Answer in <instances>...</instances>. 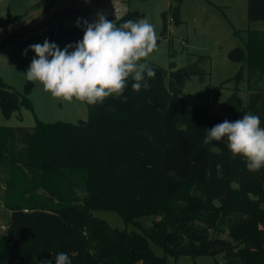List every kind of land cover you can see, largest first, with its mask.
<instances>
[{
  "label": "trees",
  "instance_id": "1",
  "mask_svg": "<svg viewBox=\"0 0 264 264\" xmlns=\"http://www.w3.org/2000/svg\"><path fill=\"white\" fill-rule=\"evenodd\" d=\"M173 1L170 20L178 24L181 0ZM246 14L250 21H264V0H247ZM141 15L127 10L114 23L120 26ZM166 31L163 11L160 35ZM44 33L56 44L76 43L84 34L83 25L76 24L47 25ZM18 37L14 30L3 43ZM227 58L241 63L232 76L234 90L220 104L230 118L206 105L187 106L185 81L192 75L203 78L204 70L196 61L180 68L170 61L169 71L149 65L156 76L146 77V90L133 91L129 79L122 95L86 104V118L76 123L0 124L9 210L0 235V264L44 259L55 264L60 252L71 264H175L156 255L149 240L174 258L221 254V264H264V168L249 172L226 140L204 143L206 129L246 113L258 115L264 127V29H250L244 45L231 48ZM245 74L242 104L237 84ZM217 97L218 92L214 102ZM21 106L31 109L30 99L0 77V113L8 118ZM76 189L89 195L78 197ZM96 209L114 210L138 230L112 227L92 214ZM146 215L153 216L149 226L137 220Z\"/></svg>",
  "mask_w": 264,
  "mask_h": 264
},
{
  "label": "rangeland",
  "instance_id": "2",
  "mask_svg": "<svg viewBox=\"0 0 264 264\" xmlns=\"http://www.w3.org/2000/svg\"><path fill=\"white\" fill-rule=\"evenodd\" d=\"M41 0H0V77L14 90L24 93L31 101L32 108L21 106L6 118L0 113V124L5 126H33L36 121L54 122L57 120L76 123L87 115L86 103L74 101L61 103L43 90L38 82L26 79L25 72L35 53L23 51L32 44H43L47 25H75L78 18L93 22L98 12L114 21L127 10H138L154 25L158 35L157 50L147 63L156 64L170 70L169 62L180 68L196 61L204 70L203 78L192 75L183 86V98L187 106L206 105L211 112L230 118L228 112L220 110L232 93L235 81L232 76L241 67L240 62L228 60L227 52L235 46H243L250 29H264V21H250L247 18V0H181L179 5L180 23L170 20L169 5L173 0H57L51 5L44 3L34 6ZM166 12L167 31L160 35L162 12ZM86 14V17H84ZM20 18L8 22L11 16ZM83 25V23H81ZM18 31L14 41L4 42L8 33ZM70 43H59L61 50ZM74 44V43H72ZM168 77V76H167ZM166 77V80H167ZM237 95L242 104L246 103V74L237 84ZM206 91L204 96H198ZM218 92L217 102L213 95ZM7 167L0 165V235L4 232L9 210L5 206ZM264 207V201L261 202ZM92 214L103 219L112 227L138 230L134 225L125 224L114 210L96 209ZM143 226H149L152 215L137 219ZM149 245L158 256H166L175 264H221L222 255L189 256L174 258L164 255L161 247L151 240Z\"/></svg>",
  "mask_w": 264,
  "mask_h": 264
},
{
  "label": "clouds",
  "instance_id": "3",
  "mask_svg": "<svg viewBox=\"0 0 264 264\" xmlns=\"http://www.w3.org/2000/svg\"><path fill=\"white\" fill-rule=\"evenodd\" d=\"M87 2V0H86ZM83 23V38L67 44L62 50L55 42L44 40L43 44L29 45L23 51L35 53L26 79L38 82L43 90L57 101H78L87 105L103 104L111 96H120L129 79L133 91L146 90L147 78L154 79L156 72L147 63L148 57L157 50L158 35L153 24L146 18L129 19L117 26L114 21L98 12L96 19L76 21ZM146 73V75H145ZM227 141L231 154L242 157L249 172L264 168V127L260 117L246 113L235 121L224 120L206 129L204 143ZM217 174H222V165L216 164ZM78 197L89 195L86 190L76 189ZM55 264H71L67 253L54 257ZM39 264H52L40 260Z\"/></svg>",
  "mask_w": 264,
  "mask_h": 264
}]
</instances>
